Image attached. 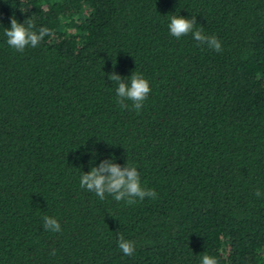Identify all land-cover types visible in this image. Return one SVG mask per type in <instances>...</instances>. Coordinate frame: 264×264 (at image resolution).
<instances>
[{
  "label": "trees",
  "instance_id": "trees-1",
  "mask_svg": "<svg viewBox=\"0 0 264 264\" xmlns=\"http://www.w3.org/2000/svg\"><path fill=\"white\" fill-rule=\"evenodd\" d=\"M173 15L195 16L221 51L172 36ZM13 16L51 35L18 52L4 35ZM133 72L151 88L139 111L120 107L109 79ZM113 158L156 198L129 205L80 187ZM205 254L264 264V0H0V264Z\"/></svg>",
  "mask_w": 264,
  "mask_h": 264
},
{
  "label": "clouds",
  "instance_id": "clouds-1",
  "mask_svg": "<svg viewBox=\"0 0 264 264\" xmlns=\"http://www.w3.org/2000/svg\"><path fill=\"white\" fill-rule=\"evenodd\" d=\"M195 25V16L187 19L173 15L170 18L168 29L170 34L177 39L191 33L195 41L206 44L217 52L221 51L219 40L215 36L204 35L202 29L193 31ZM33 29L34 24L30 19L25 20L24 23H19L14 16L11 17L10 28H6L4 32L7 44L16 51L23 52L28 46L37 47L45 36L51 35L48 28L41 27L38 31ZM109 79L117 84L116 94L121 108H127L126 101H130L132 107L139 111L151 92L149 82L135 72L129 77L130 83H125L115 73L111 74ZM113 160L114 158L105 159L99 167H92L91 171L84 173L80 179V187L94 192L101 200L105 198V194H109L115 201L126 200L129 205L135 203L136 198L139 200H144L146 197L156 198L155 191L145 190L141 187L140 175L136 167L127 163L125 167L121 168ZM256 195H261L259 190H257ZM43 221V227L46 231L57 233L61 231V226L55 218L45 216ZM117 243L124 255L132 256L134 254V242L126 240L121 235ZM51 254L55 255V250ZM201 264H218V261L215 257L205 254L201 258Z\"/></svg>",
  "mask_w": 264,
  "mask_h": 264
}]
</instances>
